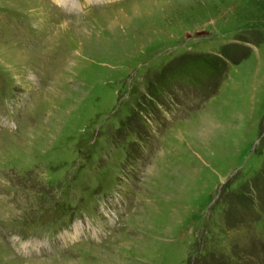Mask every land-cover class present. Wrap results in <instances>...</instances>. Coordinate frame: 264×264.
I'll use <instances>...</instances> for the list:
<instances>
[{"label":"rangeland","instance_id":"1","mask_svg":"<svg viewBox=\"0 0 264 264\" xmlns=\"http://www.w3.org/2000/svg\"><path fill=\"white\" fill-rule=\"evenodd\" d=\"M255 9L0 0V264H264Z\"/></svg>","mask_w":264,"mask_h":264},{"label":"trees","instance_id":"2","mask_svg":"<svg viewBox=\"0 0 264 264\" xmlns=\"http://www.w3.org/2000/svg\"><path fill=\"white\" fill-rule=\"evenodd\" d=\"M252 5L256 8L255 12L264 13V0H252ZM205 60H209V59H205ZM205 60L195 59L193 61V63L188 64V67L192 64V66L189 67L190 68L189 71L191 73L196 74V75L187 74V70L186 71L180 70V71H178L179 77L188 78V79L192 80L191 82L196 83V86L200 88V84L197 82V80H195L194 77L195 76L207 77L208 74L215 73V71H216L215 68L209 66L208 61L205 62ZM185 69H187V68H185Z\"/></svg>","mask_w":264,"mask_h":264},{"label":"bare ground","instance_id":"3","mask_svg":"<svg viewBox=\"0 0 264 264\" xmlns=\"http://www.w3.org/2000/svg\"><path fill=\"white\" fill-rule=\"evenodd\" d=\"M59 1H61V2H62L63 0H59Z\"/></svg>","mask_w":264,"mask_h":264}]
</instances>
